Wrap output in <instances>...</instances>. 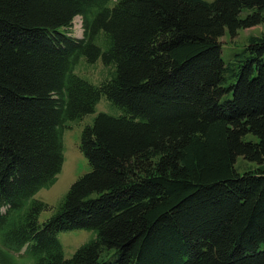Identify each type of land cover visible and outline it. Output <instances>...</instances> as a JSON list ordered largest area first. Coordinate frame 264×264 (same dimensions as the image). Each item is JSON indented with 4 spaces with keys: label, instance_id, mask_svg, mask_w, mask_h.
<instances>
[{
    "label": "trees",
    "instance_id": "16d2710c",
    "mask_svg": "<svg viewBox=\"0 0 264 264\" xmlns=\"http://www.w3.org/2000/svg\"><path fill=\"white\" fill-rule=\"evenodd\" d=\"M263 13L264 0H0V264H264V33L221 42ZM82 60L109 76L78 75ZM89 115L91 171L57 207L35 199ZM239 158L261 167L240 173ZM77 230L93 237L67 258L61 234Z\"/></svg>",
    "mask_w": 264,
    "mask_h": 264
},
{
    "label": "rangeland",
    "instance_id": "374dc122",
    "mask_svg": "<svg viewBox=\"0 0 264 264\" xmlns=\"http://www.w3.org/2000/svg\"><path fill=\"white\" fill-rule=\"evenodd\" d=\"M116 1V0H115ZM209 2L214 0H207ZM254 10H244L241 14V18L245 19L249 15H252ZM264 16V13H263ZM70 36L74 38H83L84 29L83 22L80 17L76 18L73 27L69 29ZM264 33V22L256 27L249 29H241L237 35L233 38L230 33L226 32L225 36L221 39L223 46L227 49L230 47L241 48L248 43V40L252 36H260ZM76 73L80 76L86 77L94 83H100L108 75V69L103 65L101 61L96 64H88L85 60H82L77 67ZM110 112L109 104L103 99L97 106L96 112ZM106 112V113H107ZM95 115H89L79 123L72 124L70 131L65 133V163L61 174L58 177V182L49 190H42L37 194L35 199L45 202L53 207H57L59 201L68 193L71 186L79 180L84 174L91 171L88 161L82 155L79 145L82 130L85 125L92 122ZM256 141L254 137H248ZM261 167L258 164L245 161L243 158H239L236 164V169L240 173H244L247 170H256ZM51 212H44L40 216V221H46ZM93 237V233L86 230L70 231L61 234V242L64 246L65 255L67 258H71L76 251L85 243H88ZM19 264H33L26 258H17Z\"/></svg>",
    "mask_w": 264,
    "mask_h": 264
},
{
    "label": "clouds",
    "instance_id": "9594fccd",
    "mask_svg": "<svg viewBox=\"0 0 264 264\" xmlns=\"http://www.w3.org/2000/svg\"><path fill=\"white\" fill-rule=\"evenodd\" d=\"M75 21V20H74ZM74 23V22H73Z\"/></svg>",
    "mask_w": 264,
    "mask_h": 264
}]
</instances>
